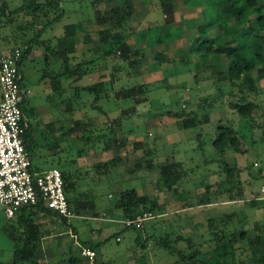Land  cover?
Listing matches in <instances>:
<instances>
[{"label": "rangeland", "instance_id": "obj_1", "mask_svg": "<svg viewBox=\"0 0 264 264\" xmlns=\"http://www.w3.org/2000/svg\"><path fill=\"white\" fill-rule=\"evenodd\" d=\"M6 1L9 3L10 11H14L29 0ZM170 1L174 4L175 15L166 21L162 11H154L159 0H134L135 17L128 22L126 40L132 47L144 50V62L137 69L127 70L126 67L113 76L111 63L105 57L99 56L103 48L98 42L97 33L106 27L95 23L93 0H62L64 17L43 35V39L54 38L51 40L53 44L55 38L63 34L65 26L79 23L83 25L81 37L90 35L92 40L85 44L78 38V61L82 59L93 61L91 64L93 70L79 85H91L101 80L108 83L113 81L112 90L115 91L143 84L150 86L148 100L136 106V115L125 120L124 132L116 133V138L124 141L122 148L117 150L112 145V149L104 156L102 141L96 143L100 149L98 155L97 151L94 153L88 149L89 146L86 147L81 141L75 140V136L67 135L57 149L48 137L41 138L38 135L37 147L29 150L35 172L53 168L70 170L78 183L75 193L93 201L94 212L99 214L98 218H94L93 211L86 210L89 213L76 215L68 220V224L59 222L57 225L54 219L48 221L46 216L37 217V222L41 223L44 230L43 250L50 257L56 255L53 258L54 262L68 260L71 249L72 254L79 257L85 243L99 245L96 251V264H174L175 258L164 250L157 249L151 240L168 236L173 241L178 234H182L187 237L193 236L196 244L208 242L209 236L204 234L207 223L204 221L205 217L213 216L211 213L214 210H208L206 216L202 212L207 200L206 187L208 185L213 187V184L223 178L225 162L231 166L247 168L250 174L245 170L241 175V180L246 182L245 199L240 202V206L224 211L225 206L219 205L217 207L223 209L217 211V214L239 213L242 223H239L237 229L248 231L250 236L255 235L256 222L264 223V193L261 192L264 186V96H248L249 101L260 105L252 119L244 120L233 113L229 102L237 101L241 94L236 92L231 96L232 89L228 82L218 85L213 79L204 78L206 73L199 71L204 67L198 62V56L188 53L192 40L198 35L197 24L193 23L200 24L202 20L203 9L200 0ZM112 4H119V0H114ZM148 11L151 12L150 16ZM23 17L24 15L16 18L15 28L11 31L17 32L16 27L21 21L29 20ZM148 18L151 20L150 23V20L147 21ZM178 19L182 21L181 27L186 29L185 33L184 29L174 28L168 24L172 22L177 26ZM11 31H0V47L25 48L18 46L17 42L7 41L13 39ZM142 35L146 38L144 46L142 44L145 39L142 40ZM4 37L7 39L4 40ZM161 38L163 45L158 43V39ZM158 50L160 52H157ZM44 53L43 46H34L31 55L21 67L23 78L21 85L28 98L26 110L30 124L36 127L34 131L38 134L42 132L39 123L45 124L54 116L53 109L46 101L50 91L48 82L42 80L45 69ZM159 54L163 57L162 62L156 59V55ZM180 59L184 61L180 62ZM219 59L216 58L217 61ZM59 69L60 64L50 68L51 71ZM210 74H215L214 68L210 69ZM258 85L263 89V82H259ZM213 100H222L223 103L215 104L214 108L207 107ZM90 103L91 100L87 98L76 108L77 116L82 118L85 117L83 115L86 110L93 129L102 128L103 123L109 124L120 116L122 110L134 106L129 101H115L112 94L104 95L98 104L105 114L90 108ZM185 108L187 112L192 110L200 114L209 113L210 122L199 128L190 129L189 122L185 120L184 128H180L175 119L165 114L183 111ZM220 126H233L237 131L241 145L240 154L232 150L225 155L217 153L213 141ZM105 133L107 132L104 130L102 134ZM104 138L110 137L106 134ZM138 143H141V146H137ZM83 149L91 152V158L84 156L83 159H79L78 152ZM113 157L120 158L118 167L109 176L95 175L92 171L93 165ZM168 161L182 163L184 170L187 171L177 194L166 190L160 180V167ZM248 181L251 183L248 184ZM131 189H136L140 194L148 195L158 200L160 204H165L167 213L146 222L140 231L125 228L122 211L116 208V204L120 194ZM253 202L256 203L255 206L252 205ZM190 204L196 207L190 208ZM109 211L112 215L107 213ZM7 224H16V218H8L0 204V264H11L15 253V243L4 231ZM70 229L76 230L78 240L68 234ZM230 229L232 230L233 226ZM139 235L142 245L147 244L148 237L155 238L150 239L146 250L140 248L136 241ZM201 235L202 238H199ZM117 238H120L119 242ZM206 247L207 245L203 243L202 248ZM80 264L89 263L83 257Z\"/></svg>", "mask_w": 264, "mask_h": 264}, {"label": "trees", "instance_id": "obj_2", "mask_svg": "<svg viewBox=\"0 0 264 264\" xmlns=\"http://www.w3.org/2000/svg\"><path fill=\"white\" fill-rule=\"evenodd\" d=\"M61 1L29 0L24 6L10 11L9 3L6 0H0V23L4 22L0 25V31L13 30L17 17L24 15L29 18L28 21H21L22 24L16 27L17 32L11 31L13 39L3 38L25 47L20 48L23 50L20 73H22L23 62L29 58L34 46H43L45 49V69L42 80L48 82L50 91L46 101L53 109L54 116H51L45 124L39 123L38 126H42V132L39 134L34 131L36 127L29 121L24 146L31 161L32 156L29 150L37 147L39 136L48 137L57 149L67 135L75 136V140L81 141L84 146H89L88 149L94 151L99 149L96 143L102 141L104 142L103 152H109L112 145L117 150L122 148L124 141L118 140L116 133L124 132L125 120L136 115V106L148 100L150 86L147 84L117 91L112 90L113 81L108 83L101 80L91 85H79L84 78L90 76L93 70V66L91 68L93 61L85 59L78 61L79 39L85 44L92 40L90 35L81 37L80 34L84 30L83 25L79 23L65 26L63 34L56 37L53 44L51 40L54 38L43 39V35L59 23L65 15ZM113 1L93 0L95 23L106 27V29L99 30L97 36L105 59H108L112 65V76L126 67L127 70L137 69L143 64L145 58L143 49L132 47L126 40L128 22L135 12L134 0H119L117 5H113ZM199 3L203 9L202 20L197 29L198 35L192 40L188 53L198 56V62L204 67L199 71L206 73L204 78L213 79L218 85L228 82L232 89L231 96L236 92L241 94L237 101L229 102V107L241 119H252L260 105L249 101L248 96H264V87L262 89L258 85L259 82H263L264 86V0H200ZM103 4L106 6L103 7ZM157 6L167 18L175 15L174 4L170 0H159ZM158 43H163L162 38L158 39ZM218 57L219 61L216 60ZM156 59L163 61L161 55H158ZM182 60L184 61L180 59V62ZM56 64H60V69L51 71L50 68ZM211 68L215 69V74H210ZM107 94H112L117 102L129 101L134 106L122 110L120 116L109 124L103 123L102 128L93 129L88 121L89 115L86 110L84 118L78 117L76 107L88 98L91 100L90 108L105 114L98 104ZM219 102L223 103L222 100L210 101L207 107L214 108ZM27 103L28 98L24 100L23 112L29 120L26 110ZM165 114L175 119L180 128H184L185 120L189 122L190 129L199 128L211 120L209 113L200 114L192 110L187 112L186 108L183 111ZM104 130L107 133L102 134ZM236 132L233 126L219 127L213 141L217 153L225 155L229 150L236 154L241 153V145ZM106 134L110 137L109 139L104 138ZM137 146H141V143ZM85 154L84 149L80 150L78 157L82 158ZM119 162V157L102 161L93 165L92 171L99 177L109 176L114 168L118 167ZM245 170H248L250 174L247 168L231 166L225 162L223 178L213 184V187L212 185L206 187L207 200L204 207L209 208L215 204L224 205L225 211L240 206V202L245 199L244 184L246 181L241 180L242 172ZM61 173L70 209L76 215H80L84 210L93 211V217L98 218L99 214L94 212L93 201L75 193L78 187L75 175L70 170H61ZM160 174V180L165 189L177 194L187 171L184 170L182 163L168 161L160 167ZM250 183L248 181V184ZM252 205L255 206L256 203L253 202ZM195 207L190 204V208ZM116 208L122 211L124 220H133L142 213H151L155 218L167 213L165 204H160L158 200L148 195H141L136 189L123 191ZM208 210L202 211L205 216L208 215ZM107 213L112 215L111 211ZM42 214L68 224V219L44 209L41 204L34 208L22 209L13 217L16 218V224H7L4 227L6 234L15 243V253L11 264H80L83 261L82 248L79 257L74 256L71 249L69 259L65 262H54L53 258L56 255L53 254L50 257L46 254L43 250L44 230L41 223L37 222V217ZM204 222L207 223L206 227L202 223L205 227L204 234L209 236L208 242H203L207 245L205 249L202 248L203 243H195L193 236L187 237L182 234H178L173 241L168 236L151 241L155 243L157 249L164 250L169 256L175 258L174 264H264L263 222L255 223L254 236H250L246 230L237 229L242 221H240L239 213L236 212L230 214L222 212L221 215L216 212L212 217H205ZM231 226H233L232 230ZM151 228L154 227L151 226ZM73 230L77 233L75 229ZM199 238H202V235ZM150 239L155 238L148 237L147 244ZM136 241L140 248L147 249V244H141L140 235ZM84 245L94 251L99 248V245L95 244L84 243Z\"/></svg>", "mask_w": 264, "mask_h": 264}, {"label": "built area", "instance_id": "obj_3", "mask_svg": "<svg viewBox=\"0 0 264 264\" xmlns=\"http://www.w3.org/2000/svg\"><path fill=\"white\" fill-rule=\"evenodd\" d=\"M22 56L20 48L0 49V204L8 218L15 217L24 208L41 204L44 209L69 220L76 214L70 209L61 170L35 172L24 146L29 120L23 112L27 92L21 85ZM261 192L264 193V186ZM154 218L151 213H142L133 220H124L123 225L141 230ZM81 253L89 264H96V251L82 248Z\"/></svg>", "mask_w": 264, "mask_h": 264}, {"label": "crops", "instance_id": "obj_4", "mask_svg": "<svg viewBox=\"0 0 264 264\" xmlns=\"http://www.w3.org/2000/svg\"><path fill=\"white\" fill-rule=\"evenodd\" d=\"M170 2H172V1H170ZM173 3V2H172ZM135 4V3H134ZM157 8L156 9H154V11H156V10H160V8L158 7V6H156ZM134 8H135V5H134ZM137 8V7H136ZM161 11V10H160ZM153 12V11H152ZM150 11H148V16H150ZM163 13V12H162ZM132 17H135V14H134V16H132ZM180 17V16H179ZM164 18H165V20L167 21V16L166 15H164ZM150 20V18H148V20L147 21H149ZM151 22V20L149 21V23ZM192 23H193V21H191ZM171 26H174V28H180V29H184V27L182 28L181 26H182V21L180 20V19H178V25L177 26H175V24L174 23H172V22H168ZM200 23V22H199ZM193 24H197V27H196V29H198V27H199V25L200 24H198V23H193ZM133 26V25H132ZM139 29H141V28H139ZM186 29H184L183 30V33H185L184 31H185ZM143 37H141L142 38V40H144L145 39V41H144V43L142 44L143 46H144V44L146 43V38H144L145 37V35H142ZM182 41V40H181ZM79 44V43H78ZM160 44V43H159ZM160 45H163V43H161ZM78 46V45H77ZM85 46H87V45H85ZM132 46V45H131ZM172 46V44L170 45V47ZM0 49L1 50H3V51H9V50H12V49H14L13 47H11V48H7V47H4V48H2V47H0ZM163 51H165V50H163ZM163 51H161V52H163ZM77 52H78V47H77ZM157 52H160L159 50L157 51ZM103 56L104 57V54H103V52L102 53H100L99 54V56ZM160 55V54H159ZM92 56H94V55H92ZM102 57V58H103ZM156 57H158V55H156ZM167 63V62H166ZM168 63H170V62H168ZM95 151H97V153H98V155L100 154V149H98V150H95ZM93 152H94V150H93ZM87 154H85V156L89 159V158H91L90 157V155H91V152H89V150L86 152ZM94 153H96V152H94ZM109 152H105L104 153V156L105 155H107ZM113 158H115V157H113ZM80 160L81 159H83V158H79ZM109 160H111V159H109ZM106 161H108V159H106ZM100 162H102V161H100ZM115 169V168H114ZM142 195V194H141ZM217 206H219V205H213L212 207H209V210H214L211 214L212 215H215L216 214V212L217 211H219L220 209L219 208H221L222 209V207H217ZM204 209H205V207H204ZM207 210H208V208H207ZM90 212V211H89ZM89 212H87L86 210H84V211H82L81 212V214L80 215H85L86 213H89ZM105 213H106V211H105ZM105 215V214H104ZM42 216H46L45 218L48 220V221H51L52 219H54L55 221V223H56V225L59 223V222H61L59 219H56V218H52V217H50V216H48V215H43L42 214ZM92 216V215H91ZM112 222H113V220H111ZM110 221V222H111ZM68 234L70 235V236H72V238L73 239H75V240H78V235H77V233H75L74 232V230L73 229H70L69 230V232H68ZM44 239V238H43ZM117 241H118V238H117ZM84 248H88V247H84ZM53 251H55V250H53ZM55 253V252H54Z\"/></svg>", "mask_w": 264, "mask_h": 264}]
</instances>
